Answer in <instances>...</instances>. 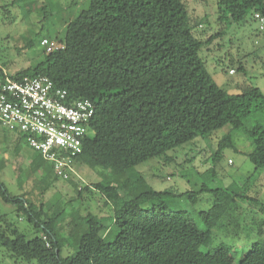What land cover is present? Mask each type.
I'll return each instance as SVG.
<instances>
[{"label": "trees", "instance_id": "16d2710c", "mask_svg": "<svg viewBox=\"0 0 264 264\" xmlns=\"http://www.w3.org/2000/svg\"><path fill=\"white\" fill-rule=\"evenodd\" d=\"M23 1L32 0L13 4ZM216 5L219 24L224 18L242 22L248 13L252 19L255 13L264 15V0H217ZM198 25L186 16L183 0H88L66 23L59 45L13 74L0 67V77L46 75L69 99L93 102L94 135L85 140L74 163L121 175L146 159H168L169 150L228 125L248 139L246 157L255 172L264 168V122L248 126L245 119L264 114V95L245 81L236 85L235 94L217 85L200 52L224 32L203 38ZM229 65L245 72L240 61L230 59ZM17 139L24 141L19 134ZM225 148L237 151L230 133L218 141L213 164ZM94 187L112 209V227L100 218L72 216L64 231V207L57 214L36 208L0 184L2 200L30 226L8 223L0 229V245L35 264H219L232 251L224 243L212 246L215 222L207 214L199 227L187 213L165 204L170 191L154 190L139 174ZM89 189L83 185L78 196ZM107 233L111 238H105ZM236 264H264V243L254 242Z\"/></svg>", "mask_w": 264, "mask_h": 264}, {"label": "rangeland", "instance_id": "374dc122", "mask_svg": "<svg viewBox=\"0 0 264 264\" xmlns=\"http://www.w3.org/2000/svg\"><path fill=\"white\" fill-rule=\"evenodd\" d=\"M216 1L183 0L186 16L199 24L197 32L201 37L207 38L219 29L224 32L200 52L207 70L217 85L229 93H238L236 85L245 81L264 95V31H260L251 13L242 22L224 18L219 24ZM20 4L0 0V67L9 74L33 66L43 58L46 50L41 44L43 38L59 45L66 23L86 8L88 0H32ZM230 59L240 61L245 72H237L235 66L229 65ZM257 120L263 123L264 114L252 113L245 122L252 126ZM227 133L232 135L237 151L225 148L221 159L213 164L211 157L217 143ZM17 135L0 124V184L11 196H23L36 208L57 214L64 207L67 211L61 222L64 231L69 230L72 216L100 218L112 227V209L94 185L99 181L116 184L122 178L139 174L154 190L173 194L163 197L172 211H184L199 227L204 225L201 219L204 214L215 222L212 246L224 243L232 250L219 264H236L254 242L264 243V232L259 233V228H264V212L260 211L264 204V168L253 172L254 166L246 157L250 150L248 139L228 125L169 150L168 159H146L121 175L115 170L100 167L94 170L76 162L70 180L57 175ZM83 185L90 189L78 196L77 191ZM121 189L126 194V186ZM8 223L20 229L30 228L0 195V229ZM108 234L106 239L111 238ZM0 264L35 262H25L0 245Z\"/></svg>", "mask_w": 264, "mask_h": 264}, {"label": "built area", "instance_id": "2783aa9c", "mask_svg": "<svg viewBox=\"0 0 264 264\" xmlns=\"http://www.w3.org/2000/svg\"><path fill=\"white\" fill-rule=\"evenodd\" d=\"M253 19L264 31V15L255 13ZM41 44L47 51L55 47L46 38ZM93 115L91 100L69 99L46 75L0 77V124L21 135L62 178L73 170L85 140L94 135Z\"/></svg>", "mask_w": 264, "mask_h": 264}]
</instances>
